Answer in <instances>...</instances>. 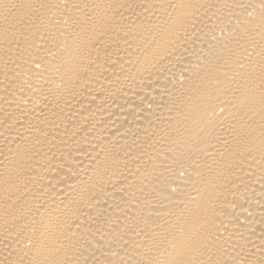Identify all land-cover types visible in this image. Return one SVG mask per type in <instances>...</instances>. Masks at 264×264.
Masks as SVG:
<instances>
[{
	"label": "bare ground",
	"instance_id": "obj_1",
	"mask_svg": "<svg viewBox=\"0 0 264 264\" xmlns=\"http://www.w3.org/2000/svg\"><path fill=\"white\" fill-rule=\"evenodd\" d=\"M0 264H264V0H0Z\"/></svg>",
	"mask_w": 264,
	"mask_h": 264
}]
</instances>
